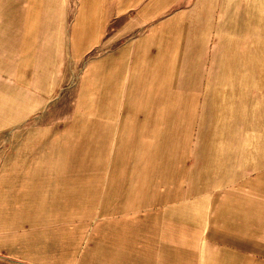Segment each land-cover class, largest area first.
Masks as SVG:
<instances>
[{"label":"crops","instance_id":"crops-1","mask_svg":"<svg viewBox=\"0 0 264 264\" xmlns=\"http://www.w3.org/2000/svg\"><path fill=\"white\" fill-rule=\"evenodd\" d=\"M202 1L0 0V60L39 44L88 62L75 115L0 134V264H264V164L232 165L219 197L143 179L160 166V86L128 74L160 76V46L184 43ZM40 92L0 124L30 122Z\"/></svg>","mask_w":264,"mask_h":264},{"label":"rangeland","instance_id":"rangeland-1","mask_svg":"<svg viewBox=\"0 0 264 264\" xmlns=\"http://www.w3.org/2000/svg\"><path fill=\"white\" fill-rule=\"evenodd\" d=\"M202 5L206 10L185 25L184 43L160 46V76L129 71L128 83L139 88L153 79L160 86V166L145 167L143 179H175L176 195L219 197L232 165L258 170L264 164V0ZM11 15L0 13V23H9ZM15 56L0 60V119L23 116L34 105L35 90L47 105L33 109L26 124H0V134L29 128L34 118L50 122L75 115L74 92L87 61H73L69 45L40 52L39 44H31L24 55L29 59ZM1 139L2 154L7 141Z\"/></svg>","mask_w":264,"mask_h":264}]
</instances>
